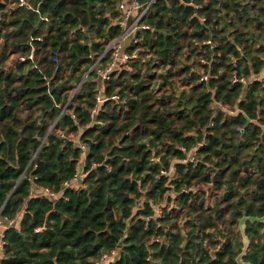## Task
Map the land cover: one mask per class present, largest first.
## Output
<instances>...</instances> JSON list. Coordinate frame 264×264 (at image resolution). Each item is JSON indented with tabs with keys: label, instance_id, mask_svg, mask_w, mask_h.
<instances>
[{
	"label": "trees",
	"instance_id": "trees-1",
	"mask_svg": "<svg viewBox=\"0 0 264 264\" xmlns=\"http://www.w3.org/2000/svg\"><path fill=\"white\" fill-rule=\"evenodd\" d=\"M23 1L0 0V264H236L243 218L264 264V0H140L102 90L125 1Z\"/></svg>",
	"mask_w": 264,
	"mask_h": 264
},
{
	"label": "built area",
	"instance_id": "built-area-1",
	"mask_svg": "<svg viewBox=\"0 0 264 264\" xmlns=\"http://www.w3.org/2000/svg\"><path fill=\"white\" fill-rule=\"evenodd\" d=\"M125 2L122 3V6L125 9V13H124V18L123 21L119 24L120 28H121V32L119 37H117L115 40H113L105 49L104 55L109 54L111 55V62L110 64L107 66L106 69L103 70H98L97 71V75L100 79V83H101V90H102V85H104V83L106 81H108L110 79V75L111 73L119 66H124L126 65V63L131 60V59H135L136 55H130L129 53H127L126 51V46L128 43H131L133 45L137 44V39H136V33L137 32H141L143 30H148V26L146 25H142L140 24L141 20L143 19V17L145 16V14L147 13L149 7H150V3L142 5L140 3V0H130L129 4H124ZM19 5L20 6H26L27 4L25 1L23 0H19ZM207 44H210V42H207ZM103 55V56H104ZM101 56L97 62L102 59ZM96 62V63H97ZM96 63L93 65L92 68L95 67ZM233 67H235V63L233 62ZM91 68V69H92ZM207 78H203L204 81H206ZM263 78H257V80H262ZM241 83L246 85L247 81L244 78H240L238 79L236 76H233L232 78V83ZM103 101V99L100 97V91L98 96L96 97V102L97 104L101 103ZM217 109L222 110L223 112H227L230 114H233V111L228 110L227 108L221 106L220 104H216L215 105ZM95 111H93L91 114L94 115ZM83 151H85V148L82 147ZM83 178V172L79 171L72 180H70L69 182L64 183L65 187H79L80 183L82 181ZM46 194L48 196H52L54 197L53 194H48L46 191ZM154 213L158 216L160 214V208L154 206ZM20 216H17V218L15 220H10L7 221L6 223H3L0 221V258L3 254V247H4V242L2 240L3 238V231L15 226V224L17 223V221L19 220ZM114 253V252H113ZM112 253V254H113ZM111 254V255H112ZM106 258V257H104ZM103 258V259H104Z\"/></svg>",
	"mask_w": 264,
	"mask_h": 264
},
{
	"label": "water",
	"instance_id": "water-1",
	"mask_svg": "<svg viewBox=\"0 0 264 264\" xmlns=\"http://www.w3.org/2000/svg\"><path fill=\"white\" fill-rule=\"evenodd\" d=\"M246 220H247V218H243L239 222V232H240L241 237H242L243 247H242L241 253L237 256V258L235 260L236 264H250L248 262H244L243 261V257L245 256V254L247 252V249L249 247V241H248V239H247V237L245 236V233H244V222ZM255 221H257V220H255ZM258 221L263 222L264 218L259 219ZM118 246H121V243H119ZM119 255H120V249L117 247L112 255L104 258L99 264H113L119 259Z\"/></svg>",
	"mask_w": 264,
	"mask_h": 264
},
{
	"label": "crops",
	"instance_id": "crops-1",
	"mask_svg": "<svg viewBox=\"0 0 264 264\" xmlns=\"http://www.w3.org/2000/svg\"><path fill=\"white\" fill-rule=\"evenodd\" d=\"M123 1H125V3L128 5L129 4V2H130V0H123ZM264 77V71H263V73L261 74V76L259 77V78H263Z\"/></svg>",
	"mask_w": 264,
	"mask_h": 264
},
{
	"label": "rangeland",
	"instance_id": "rangeland-1",
	"mask_svg": "<svg viewBox=\"0 0 264 264\" xmlns=\"http://www.w3.org/2000/svg\"><path fill=\"white\" fill-rule=\"evenodd\" d=\"M13 62V58L10 60V63H12ZM81 164H82V162H81Z\"/></svg>",
	"mask_w": 264,
	"mask_h": 264
}]
</instances>
